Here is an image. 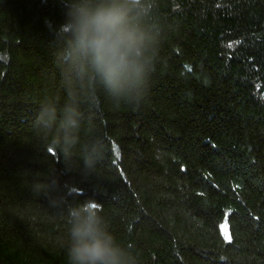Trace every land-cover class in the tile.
I'll return each instance as SVG.
<instances>
[{
	"label": "trees",
	"instance_id": "obj_1",
	"mask_svg": "<svg viewBox=\"0 0 264 264\" xmlns=\"http://www.w3.org/2000/svg\"><path fill=\"white\" fill-rule=\"evenodd\" d=\"M146 3L158 39L146 89L115 103L73 85L65 161L35 126L43 103L69 95L55 55L63 9L0 0V264H67L81 204L137 264H264V0ZM50 181L55 193L34 192Z\"/></svg>",
	"mask_w": 264,
	"mask_h": 264
},
{
	"label": "clouds",
	"instance_id": "obj_2",
	"mask_svg": "<svg viewBox=\"0 0 264 264\" xmlns=\"http://www.w3.org/2000/svg\"><path fill=\"white\" fill-rule=\"evenodd\" d=\"M63 22L54 29L55 55L69 86L67 101L41 105L35 126L50 133V145L67 161L80 125L78 96L73 85L89 98L101 90L115 103L140 98L154 71L158 39L146 24V0H59ZM51 26V25H50ZM55 129V131L53 130ZM86 168L95 157H83ZM70 168H67L69 170ZM57 182L34 185V192L52 195ZM67 264H137L136 257L117 243L101 213L85 205L69 210Z\"/></svg>",
	"mask_w": 264,
	"mask_h": 264
}]
</instances>
